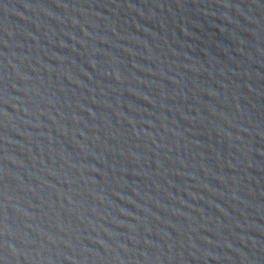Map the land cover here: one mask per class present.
Segmentation results:
<instances>
[{
    "label": "water",
    "instance_id": "95a60500",
    "mask_svg": "<svg viewBox=\"0 0 264 264\" xmlns=\"http://www.w3.org/2000/svg\"><path fill=\"white\" fill-rule=\"evenodd\" d=\"M0 264H264V0H0Z\"/></svg>",
    "mask_w": 264,
    "mask_h": 264
}]
</instances>
